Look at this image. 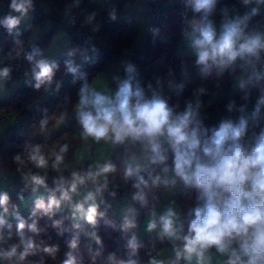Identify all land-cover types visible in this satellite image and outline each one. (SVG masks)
<instances>
[{"label": "trees", "instance_id": "obj_1", "mask_svg": "<svg viewBox=\"0 0 264 264\" xmlns=\"http://www.w3.org/2000/svg\"><path fill=\"white\" fill-rule=\"evenodd\" d=\"M129 1L131 0H114L105 6L100 14L92 16L91 10L95 8L96 0H31V5L28 8L34 14L33 26L44 28L49 21H52L53 27L39 36L37 41L29 46L31 30H26L13 37L7 36L8 28L4 26L3 21L8 17L7 14L12 8V0H0L5 6L2 14L4 17L0 20V70L6 68L10 61L15 64L10 76H7L9 82L23 77L37 63L41 54L50 45L57 23H63L67 26L73 41L84 42L82 43L84 46L92 44L100 50L95 61L87 62L77 70L73 78L64 81V83H60L59 74H57L58 69L64 63V59H60L54 62L56 67L53 69L50 83L45 82L37 89L35 87L36 79H34L30 85L16 91L0 102V113H10L16 123L15 126L5 129L0 136V173L13 177L21 175L13 183L22 181L33 188L30 192L10 190L12 195L9 196L7 205L0 206L2 210L7 207V211L10 208L15 213L14 217L5 221L2 229L6 238L11 233L10 239H7L3 246L7 248L13 244H20V236L17 234L19 219H23L26 223L24 229L25 239L31 238L34 244L38 246V250L34 254L28 255L20 264H41V262L42 264H64L69 252H72L76 257L77 264H108L110 255H114L117 260L127 261L133 259L139 261L146 258L147 243L151 239L154 240V236L150 234L138 242L136 241L138 247L133 255L132 249L129 247L132 236L128 230L123 229L124 219L115 218L106 206H103V202L101 206H97L95 223L89 229L91 235L93 233L99 235L100 243L96 242L97 244L92 243L93 240L90 238V234L83 235L77 232L73 221L70 219L68 200L62 199L61 206L58 209H52L49 214L36 209L37 200L26 208L19 209L17 204L18 198L34 191L35 185L31 181V176L41 177L38 173L39 168L28 158V154L33 147L39 146L42 154L48 160V173L44 178L42 177L44 185H48V194L43 199L46 205L50 196L61 197V192L58 190V181L61 177L65 181H71L72 173L58 174L52 165L55 162V156L61 154L60 149L65 145H67V151L62 154L63 160L60 164L71 160L73 153L71 136L82 126L79 117L73 119L64 130L53 138L41 141L36 139L35 135L42 131L41 121L47 119L48 124L55 110H59L62 114L70 111L80 99L79 94L82 86L85 83L90 85L92 79L100 74V71L112 62L116 55L127 57L129 65L131 60L129 53L132 51V43L135 39L137 27H130L129 22L126 21L109 22L108 20L114 11H117ZM232 2L233 0H216L213 11L207 16L200 12V17L208 19L219 15ZM184 6H193L192 0H170L167 6L168 9L162 8L169 13V17L150 31L144 46L139 49L137 65L133 69L135 71L139 68L143 70V74L142 78L133 86V90L137 87L142 88L146 98H151L153 91H155L167 102L174 113L176 108L191 95H196L198 98L194 104L195 106L199 104L198 110H221L224 112L225 115L222 118L214 120L209 128L200 132L201 138L204 139L211 137L213 131L218 129L222 122L231 121L233 123L235 117L231 113V104L254 90L253 80L256 78H250L247 84L238 87L236 93L231 96L221 98L218 97L219 95L216 92L212 94L214 86H228L235 74L241 71L242 68L240 65L233 64V62L227 64L228 68H226L227 66L221 68L217 63L209 60V71L205 74V65L197 62L198 56L176 54L175 49L181 44L180 41L185 33L181 18L178 15V12ZM40 14L43 17H40ZM252 22L251 19L249 25ZM34 50H39V55L34 56L33 60L29 61L27 57ZM249 56L247 55L246 59ZM258 68L264 67L258 66ZM134 71L129 74H133ZM249 73L250 70L247 74ZM262 76L264 74L260 73V77ZM172 80H179V84L171 94L166 95L162 88ZM256 88L264 90V79L260 81ZM46 90H55L50 98L51 100H40L38 102L37 98ZM248 100L244 99V101ZM91 113L96 115V112ZM261 130H264V124L256 129L255 134L258 135ZM126 141L132 142L133 140L129 137ZM141 145L132 142L130 149L136 146L141 147ZM142 146L145 147V145ZM124 155L120 154L116 148V152L106 162L115 165V171L107 173L106 176L120 182L121 185L114 189L118 191L119 195L127 198L131 210L129 219H138L145 211L162 200L165 185L161 183L152 186L148 171L156 169H143L139 172V176L149 182V188L145 189L148 203L143 205L134 200L133 196L138 190L133 187V184L137 182V177L133 175L125 179ZM17 156H20L23 163L16 160ZM168 159L171 160V158ZM76 173L86 176L85 168H81ZM65 187H67V184ZM89 187L94 186L82 188ZM82 188L77 190L78 194H80ZM197 195V190L191 187L186 189L183 194L181 193L178 200L188 202V205L192 206L193 203L197 202ZM14 205H16V209ZM34 211L36 212L35 216L32 215ZM193 219H195L194 213L189 217L181 218L174 224V228L183 229V236H186ZM33 222L36 223L38 229L35 233L27 228V225ZM73 240L76 241L75 249L70 248ZM165 244H168V241L161 240L157 242V249ZM46 247L57 249L54 257L43 251ZM20 250H22V246ZM7 263L9 264V261ZM12 264H16V262L13 261Z\"/></svg>", "mask_w": 264, "mask_h": 264}, {"label": "clouds", "instance_id": "obj_2", "mask_svg": "<svg viewBox=\"0 0 264 264\" xmlns=\"http://www.w3.org/2000/svg\"><path fill=\"white\" fill-rule=\"evenodd\" d=\"M193 9L196 12H203L205 16L210 14L216 4V0H192ZM247 2V0H245ZM31 5V0H12L11 7L17 12L27 11L26 6ZM19 23L15 17H7L3 24L11 31ZM243 20L237 19L224 23L223 31L218 40L215 39V31L211 23L199 29L201 39L195 41L198 49V63L205 65L204 72L208 73L209 60L217 63L221 68L234 61L238 55L248 54L259 58V53L264 50V38L257 35L248 38L244 43L237 42L240 39L243 29ZM39 55V50H34L27 58L33 60ZM34 71L36 84L39 89L45 82L50 83L53 76L54 63L41 59L37 61ZM69 71L76 69L69 62ZM128 73L134 71L129 65ZM9 75V69L0 70V78ZM151 88V86H149ZM78 116L83 128L85 137H92L96 141L111 139L113 143H123L127 138L146 142L145 147L150 151L149 163L153 165L165 164L168 157L165 154L159 137L167 136L171 150L174 154L173 171L185 186L197 190L198 205L193 209L195 219L189 225L188 234L183 239V247L175 251L176 260L181 257L191 260L195 255L198 259L203 258L204 251L216 246L218 251L226 252L231 249V255L227 264H264V130L258 135L254 134L249 142H244L247 129V122L241 119L239 124L231 121H224L219 128L213 131L209 138H201L200 121L197 119L199 104L193 106L188 103L185 110L174 114L167 102L155 91L151 98H146L144 90L137 87L133 90L131 77L124 80L116 93L115 103L110 101L101 92L91 89L85 83L80 89ZM264 103V99L261 100ZM92 105L96 109V115L83 109ZM62 119V118H61ZM47 124V119L41 121V129ZM194 125V127H193ZM67 151V145L61 147L60 153L55 156L54 168H58L63 160V153ZM28 158L38 168H44L48 160L42 154L39 146L33 147ZM16 160L21 161L20 156ZM141 165L135 167L128 165L125 170V179L136 175L137 182L133 187L138 191L133 199L146 205V188L149 182L139 176ZM115 165L105 163L99 165L95 172L89 170L85 175L72 173L71 181H65L61 177L58 181V190L61 192L60 199H70L69 192H75L78 184H84L86 178L94 182L97 178L104 176L105 183L97 187L99 193L102 188L107 187L105 174L114 172ZM163 171L167 173L168 167ZM151 185L157 186L169 183L175 185L176 180L161 179L159 175H150ZM35 185H44V179L37 175L31 176ZM67 184V187L65 185ZM35 190V189H34ZM7 194H0V206L8 203ZM93 194L89 193L86 200H93ZM53 205L59 207L60 200L52 195L47 205L43 199L36 201V209L43 210L45 214L52 211ZM77 211L83 212V205H76ZM5 212L7 207L4 208ZM33 216L36 215L34 211ZM97 206L93 203L85 214L89 223H95ZM176 213L169 208L160 217L162 235L176 237L174 228V217ZM57 224L59 222H56ZM5 225L3 216H0V260L13 261L16 264L24 261L25 258L34 254L38 246L31 238L25 239L24 229L26 223L19 219L17 234L20 236V244H13L5 248L3 245L10 239L11 233L6 238L2 229ZM9 227H11L9 225ZM135 227V223L128 216L124 217L123 229L127 231ZM156 227V222H150L149 230ZM29 231H38L36 223L28 224ZM97 243H100L95 233L92 234ZM179 238V237H177ZM233 244L238 245V251L232 249ZM22 246V250L21 249ZM132 254L138 247L136 238L129 241ZM70 248H76V241L73 240ZM44 252L55 256V247H46ZM246 258V259H245ZM42 264V262H41ZM64 264H77L76 257L72 252L67 253ZM108 264H137L133 259L117 260L114 255L108 257Z\"/></svg>", "mask_w": 264, "mask_h": 264}, {"label": "crops", "instance_id": "obj_3", "mask_svg": "<svg viewBox=\"0 0 264 264\" xmlns=\"http://www.w3.org/2000/svg\"><path fill=\"white\" fill-rule=\"evenodd\" d=\"M112 1L114 0H96V6L91 10L92 16H97L98 14H100L102 12V9ZM169 3L170 0H162L160 2V6L163 9H168L167 6L169 5ZM232 4H231L232 6L230 5L227 7L231 9L230 16H232V18L238 17L239 15H237V12L235 10H240L241 15H243V21H244L243 30L244 31L247 30L249 31L248 32L249 34L253 35L252 34L253 29L257 28L254 25V21L259 18H264V0H247V2H245V0H233ZM26 7H27V11L24 13L17 12L13 8H11V10L8 12L7 14L8 17L11 16L17 18L19 20V23L11 31L7 29V36L13 37L14 35H18L25 32L26 30H31V36H30L31 40L29 43L30 46L37 41L39 36H41L42 34L47 32L51 27H53V22L49 21L44 28H39V27L35 28L33 26L34 14L31 12L28 6ZM227 8L223 10L221 13H219V15L211 17L212 19L217 17L218 21L221 24L222 29L224 23L227 22V19L222 14L223 12L227 11ZM4 10H5V6L3 3L0 2V20L4 17V15H2ZM139 14H144L145 16H148L147 8H146V0H131L127 2L120 9L114 11L109 16L108 20L109 22L126 21L129 22V26L132 27L134 20ZM187 18L191 22H194L195 20L198 21L200 18V12L191 10L188 12ZM211 18L208 19L202 18V21L201 22L199 21L201 23V24L199 23L200 24L199 26H197L198 24L192 27L184 26L185 33L182 40L180 41L181 44L178 45L181 47L182 55L198 56V50L196 51L191 49L194 46H196L195 41L202 38L199 29L208 23H211L212 27L214 26V22H212ZM251 19L253 22L252 24L249 25ZM231 21H235V20L232 19ZM0 32H1V28H0ZM255 35L262 36V34H260L259 32H257ZM52 37L53 38L50 45L41 54L39 60L43 59L49 62L50 64H52L57 60L64 59L63 65L58 69L57 72V74H59L60 83H64V81L73 78L76 75V72L79 68H81L87 62L95 61L99 55L100 50L97 47L95 46L91 47L90 45L84 46L82 43L73 41L72 36L69 34L67 30V26L63 23L61 24L57 23L56 30ZM140 48L137 47L134 48L132 46V51L139 50ZM247 55L248 54H244V59L242 61L244 66L247 65L248 63V61L247 63L245 61ZM0 60H1V52H0ZM69 62H71V66L76 69L75 72L69 71ZM232 62L233 64L235 63L237 65H240L241 68L244 67L242 66V64L238 63L237 58ZM35 66L36 64L33 67H31L27 71V73L23 75V77L19 79H15V81L13 82H9V79L7 77L0 78V102L6 99L7 97L11 96L12 94H14L16 91L24 87H27V85L31 84V82L35 79V74L33 70L35 69V71H39V69L36 68ZM127 67H128V58L125 56L116 55L113 58L112 62L107 64L100 71V74H98L96 77L92 79V81L89 83L90 84L89 87L98 92H101L110 101L114 103L116 99V93L119 90L120 84L124 80L129 79V77H131V84L133 87L137 83V81H139L142 78L143 70H139V68H137L135 69L133 74H129L126 71ZM119 75H121L122 77L119 78L118 77ZM247 76H252L251 70ZM251 78H256V77H251ZM262 79H264V76L254 81L253 82L254 87H256ZM165 86L166 85H164L162 88L164 93L166 95L171 94L172 91H167L165 89ZM224 86L226 85H223V87ZM229 90L231 89L229 88ZM54 91L46 90L43 93H41L40 96L37 98L38 102H40V100H44V101L51 100L50 98L53 96ZM230 93L232 94L233 92L227 91L226 95L230 96ZM212 94H214V92H212ZM197 99L198 98L196 95H191L180 106L176 108L174 114L183 112L188 103H192L194 105ZM83 110L88 112H96L95 107H93L92 105L85 107ZM78 111H79V101L70 109V111L66 112L65 114H62L59 110H55L48 124L43 128L42 131L38 132L35 135L36 136L35 138L41 141L53 138L56 134L64 130L66 126L69 123H71L73 119L79 117ZM197 111H198L197 119H199L200 121V132L209 128V126L213 124L214 120H218L225 115L224 112H222L221 110L207 111L200 109ZM10 121H12V123ZM15 124L16 123L14 121V118L11 116V118L8 121L0 125L1 127L0 134L4 132L5 129L15 126ZM262 124H264V122H262ZM257 128L258 126L255 128L254 134ZM159 141L163 143L164 146L163 149L167 150L165 153L167 157L171 158V160L167 159L165 164H158V165L150 164L148 157L150 156L151 153L148 149H146L142 145L141 147L136 146L135 148L130 149L129 152L124 155L123 158L124 168H127L128 165H132L133 167H135L136 164H140L142 170L156 169L154 171H148V174L151 175L152 177L159 175L162 180L165 178L170 181L173 179L176 180L175 185L169 183L167 186H165L162 193V200L160 202H158L154 207L145 211L140 218L138 219L132 218V220L135 223V227L128 229V231L131 234L132 238L133 236L136 238L137 242L150 234L154 236V240H156L157 242L161 240L168 241V244L158 247L156 251L157 253L154 257H150V258L146 257L144 259H141L137 261V264H227L231 255V249H229V251L226 252H220L218 251L217 247L214 245L207 248L204 251L203 258L201 259H198L195 255H193L191 260H187L181 257V259L177 261L175 251L176 249L183 247V239H182V237H184L183 229L175 228L176 237H169L166 235H162L163 230H162V225L160 223V217L163 214H165V212L169 208H171L176 213V216L174 217V224H175L176 222L181 220V218H186L193 215L194 213L193 209L197 207L198 201L193 203L192 206H189L188 202H184L182 200L181 201L177 200L175 203L168 202L173 192V189H178V190L181 189L183 190V192H185L186 189L191 187L185 186L184 183L174 174L173 171L174 154L171 150L168 137L166 135L161 136L159 137ZM71 143L73 146L72 158L68 162L60 164L58 168H55V172H57L58 174H69V173L77 172L81 168H85L86 174L89 172V170L95 172L99 165L105 164L110 158V156H112L116 152V147L114 144H112L111 139L108 140L101 139L100 141H96L92 137H85L83 135L82 126L79 128L78 131L74 133V135L71 136ZM165 166H167L169 169L167 173L163 171ZM47 170H48V164L46 167L42 168L41 174L39 173V171L38 173L41 177L44 178L48 173ZM20 176L21 175H15L13 177L0 173V194H7L8 197L11 196L12 193L10 191L9 185H11L13 181L16 178H19ZM104 183H105L104 176L97 178L95 182L91 179H87L84 184H78L77 190H79L82 187L102 185ZM107 185L109 187L118 188L121 184L119 181L107 177ZM77 190L75 192H69L70 199H68V208H69L70 219L73 221V224L77 232L83 235L84 234L89 235L90 234L89 229L93 223H89L87 221V219L85 218V214L87 212V209L93 203L96 206H101L102 200L99 197H95V196L93 200H86V197L88 195L78 194ZM47 194H48V185H35V190L32 193L26 194L24 196H21V198L17 199V204L19 206V209L28 207L29 205L33 204V202L36 200L44 199ZM122 197H123L122 195H119V197L115 198L111 204L106 206L108 211L115 218L118 219H124L125 216L129 217L131 215L129 202L128 200H124ZM56 198L60 200V205H59L60 207L62 203V199H60V197L58 196ZM78 204L83 205V209H84L83 212L77 211L76 205ZM59 207L53 205L52 209H58ZM189 208H191V210L188 211ZM0 216H3L4 220L6 221L14 217L15 213L10 208L6 212L0 208ZM153 221L156 222V227L152 230H149L148 225L150 222ZM95 236L98 237L97 234ZM92 237L93 236L90 234L91 239H93ZM231 248L236 249L238 251V245L236 244H233ZM0 264H8V263L6 260H0Z\"/></svg>", "mask_w": 264, "mask_h": 264}, {"label": "rangeland", "instance_id": "obj_4", "mask_svg": "<svg viewBox=\"0 0 264 264\" xmlns=\"http://www.w3.org/2000/svg\"><path fill=\"white\" fill-rule=\"evenodd\" d=\"M230 11H231V9L227 8V11L223 12V14H222L227 19V22L231 21L232 19H234V20H237V19L243 20V15H241L240 10H235L237 12V15H239L236 18H232V16H230ZM148 16H145L144 14H139L136 17V19L134 20L133 24H132V27H134V26L137 27L135 39H134V41L132 43L134 48L142 47L143 44L145 43L148 35L150 34V31H149L150 20H149ZM211 20H212V22H214L213 29L215 31V39L218 40L220 38L221 34H222L223 29H222L221 24L218 21L217 17L214 18V19L211 18ZM200 22H199V20L196 21L194 23V26H196V24H198L197 26H199L201 24ZM181 23H182V21H181ZM254 25L257 28L253 29V33H252L253 35L249 34L248 33L249 31H247V30L244 31L243 30L242 35H241V37L238 40L237 45H236L237 50L239 49V44L244 43L250 37L256 36L255 34L257 32L262 34L261 37L264 38V18H259V19L255 20L254 21ZM182 26H187V25H185L184 22H183ZM243 26H244V23L241 25L242 29H244ZM90 46L92 47L93 45L90 44ZM191 50H196L197 51L198 50L197 46H194ZM188 51H190V50H188ZM175 52H176V54L182 55L181 47L178 46L175 49ZM260 58L262 60H264V50H262L259 53V58H256L254 56H249L246 59V63H247V61H248V63H247V65L244 66L243 63H242V61L244 59V55H242V56L238 55L237 56L238 63L242 64V66H244V67L241 69V71H239L237 74H235V77L228 84V87L227 86H224V87L214 86L212 91L219 93L218 97L224 98V97L227 96L226 95L227 91H232L235 94L236 91L238 90L237 88L242 86V85L247 84L251 77H256V79L253 80V81H256L257 79H259L260 78V73L264 74V68H258V66L256 65L257 60H259ZM10 65L13 66V68L9 71V75L8 76H10L11 72L13 71L15 64L13 63V61H10L8 63V65L6 66V68H8ZM228 67L229 66L227 65L226 68H228ZM248 69L251 70L252 76H247L248 75L247 74ZM139 70H141V69H139ZM178 84H179V80L169 81L166 84L165 89L167 91H173L177 87ZM253 87H254V85H253ZM256 87H254V90H252V92L248 93L247 95H245L241 99H239L236 102H234L233 104H231V113L235 117V120L233 121V124L234 125L235 124H239L241 119H244L247 122V129H246V134H245V137H244V142H246V143L249 142L251 140V138L253 137L255 128L257 126L259 127L260 124H262V122H264V103H261V100L264 99V90L258 89ZM229 88L231 90H229ZM168 89H170V90H168ZM232 94L230 93V96ZM250 96H251V99L248 100L250 98ZM244 99L248 100V101H244ZM5 113H7V112H5ZM10 122L12 123V121H10ZM2 133L0 134V136L2 135ZM41 171H42V168H39V173L40 174H41ZM122 198L124 200H127V198L125 196H123ZM92 238H93L92 239L93 240L92 243L97 244L96 243V239L94 238V236ZM94 239H95V241H94Z\"/></svg>", "mask_w": 264, "mask_h": 264}, {"label": "built area", "instance_id": "obj_5", "mask_svg": "<svg viewBox=\"0 0 264 264\" xmlns=\"http://www.w3.org/2000/svg\"><path fill=\"white\" fill-rule=\"evenodd\" d=\"M162 0H146V8H147V13L149 15V31H152L157 25H159V23L164 22L165 20H167V18L169 17V13L165 10L162 9V7H160V2ZM194 10L193 6H184L182 7V9H180V11L178 12L179 17L181 18L182 23L184 22L185 25H187L188 27H192L194 26V23L196 22V20L194 22H191L188 20L187 18V14L189 11ZM40 17H43L40 14ZM84 43V42H81ZM139 56V50L136 51H131L129 53V57L131 58L129 65H131L133 68L136 67L137 65V60ZM256 64L260 67H264V61H262V59L260 58L259 60H257ZM128 65V66H129ZM13 68V66H9L8 69L9 71ZM119 78H121L122 76L119 75ZM195 106V105H193ZM11 118V114L10 113H0V125L4 124L6 121H8ZM133 140V139H132ZM112 142V140H111ZM132 142L137 143L139 145H145L146 142L143 141H139V140H133ZM132 142L130 141H124L123 143H113L115 145V147L117 148L118 152L120 154H126L129 152L130 148H131V144ZM160 142V141H159ZM162 148L163 143L160 142ZM10 186V190L12 191H23V192H30L32 191V187L28 185V183L26 182H15L12 183ZM100 185H96L94 187H89V188H82V190L79 192L80 194H86L88 195L89 193L93 194V197H99L100 199H102L103 202V206H107L109 204L112 203V201L119 196V193L116 189L111 188L107 185L106 188H102L101 191L98 193L96 191L97 187H99ZM183 190H178V189H173V192L171 194L170 199L168 200L169 203H175L179 198L180 195L182 193ZM14 208L16 209V205H14ZM157 251V242L155 240H150L147 243L146 246V257L150 258V257H154L156 255Z\"/></svg>", "mask_w": 264, "mask_h": 264}, {"label": "water", "instance_id": "obj_6", "mask_svg": "<svg viewBox=\"0 0 264 264\" xmlns=\"http://www.w3.org/2000/svg\"><path fill=\"white\" fill-rule=\"evenodd\" d=\"M199 21H202V18L201 17L199 18Z\"/></svg>", "mask_w": 264, "mask_h": 264}]
</instances>
